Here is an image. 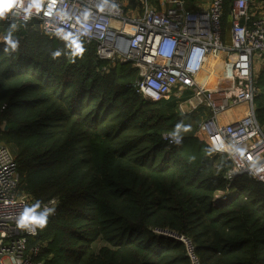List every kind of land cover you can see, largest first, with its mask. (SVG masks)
<instances>
[{"label": "trees", "instance_id": "trees-1", "mask_svg": "<svg viewBox=\"0 0 264 264\" xmlns=\"http://www.w3.org/2000/svg\"><path fill=\"white\" fill-rule=\"evenodd\" d=\"M232 3L224 0L225 38ZM258 66L255 109L264 125V62ZM139 75L131 61L100 59L92 42L0 19V142L35 207L59 200L29 240L46 243L36 260L192 264L186 245L161 228L191 239L203 264H264L263 183L247 173L228 186L230 162L198 134L203 111L183 113L175 95L148 99ZM170 132L182 141L166 143ZM220 191L231 195L218 202Z\"/></svg>", "mask_w": 264, "mask_h": 264}, {"label": "built area", "instance_id": "built-area-1", "mask_svg": "<svg viewBox=\"0 0 264 264\" xmlns=\"http://www.w3.org/2000/svg\"><path fill=\"white\" fill-rule=\"evenodd\" d=\"M130 1L16 0L2 20L29 24L69 43L92 42L97 56L112 63L131 61L140 74L137 90L153 101L191 92L179 109L203 111L199 129L209 136L214 153L231 164L225 174L228 186L247 173L264 185V171L255 170L264 165V125L255 109L256 69L264 62V0H233L228 38L222 34L224 0H207L196 8L186 0ZM188 102V110L182 109ZM163 139L182 141L173 132ZM230 195L220 191L216 201ZM58 205L51 199L35 207L34 199L19 191L15 156L0 142V264H44L36 258L46 243L31 245L29 240L39 234L41 215L53 208L47 218L55 216ZM155 231L182 241L191 263L203 264L187 236Z\"/></svg>", "mask_w": 264, "mask_h": 264}, {"label": "clouds", "instance_id": "clouds-1", "mask_svg": "<svg viewBox=\"0 0 264 264\" xmlns=\"http://www.w3.org/2000/svg\"><path fill=\"white\" fill-rule=\"evenodd\" d=\"M15 2H16V0H0V19H3L7 12H11L12 11L13 5H14ZM37 7H38V5H37ZM27 11H28V9H25V12H27ZM23 19L26 21L28 19V16L25 15L23 17ZM11 27L14 29L16 27V25L13 23L11 25ZM4 39L13 48L16 46V42L11 40L8 36H6ZM58 54L59 53H55V55H58ZM255 170H256V172L264 171V165H262L260 167H257ZM53 211H54L53 208H47L46 209L45 214L41 215V218H40V221H39L40 226H43L47 222V213H51ZM20 226L23 227L24 223L21 222Z\"/></svg>", "mask_w": 264, "mask_h": 264}, {"label": "rangeland", "instance_id": "rangeland-1", "mask_svg": "<svg viewBox=\"0 0 264 264\" xmlns=\"http://www.w3.org/2000/svg\"><path fill=\"white\" fill-rule=\"evenodd\" d=\"M150 1H151L152 4H154V0H150ZM209 1H210V0H209ZM209 1H208V2H209ZM155 2H156V1H155ZM258 3H259V1L257 0V3H256V4H258ZM259 67H260V66H257L258 70H259ZM256 70H257V69H256ZM257 72H258V71H257ZM189 96H191V92L188 91V92H186V93L183 95V97H182L183 99H180V100H182V101L184 100L185 102H187ZM182 101H181V102H182ZM181 102H180V103H181ZM179 110H180V109H179ZM198 130H199V132H198L199 136H201V138H203V140L206 141L207 144L210 145V139H209V136L207 135V133H206V132L203 133L200 129H198ZM216 163H218V162L216 161ZM235 192H236V190H235V191H232V193H235ZM220 196H221V195H220Z\"/></svg>", "mask_w": 264, "mask_h": 264}, {"label": "bare ground", "instance_id": "bare-ground-1", "mask_svg": "<svg viewBox=\"0 0 264 264\" xmlns=\"http://www.w3.org/2000/svg\"><path fill=\"white\" fill-rule=\"evenodd\" d=\"M188 107H189V102H188V103H183V104H182V109H184V110H188Z\"/></svg>", "mask_w": 264, "mask_h": 264}, {"label": "crops", "instance_id": "crops-1", "mask_svg": "<svg viewBox=\"0 0 264 264\" xmlns=\"http://www.w3.org/2000/svg\"><path fill=\"white\" fill-rule=\"evenodd\" d=\"M205 1H207V0H204L203 2H205ZM258 1H260V0H258ZM254 8L256 9V13L259 14V13H260V10H258L257 5H255ZM259 65H260V64H259Z\"/></svg>", "mask_w": 264, "mask_h": 264}, {"label": "water", "instance_id": "water-1", "mask_svg": "<svg viewBox=\"0 0 264 264\" xmlns=\"http://www.w3.org/2000/svg\"><path fill=\"white\" fill-rule=\"evenodd\" d=\"M8 128V126L7 125H5V129H7Z\"/></svg>", "mask_w": 264, "mask_h": 264}]
</instances>
